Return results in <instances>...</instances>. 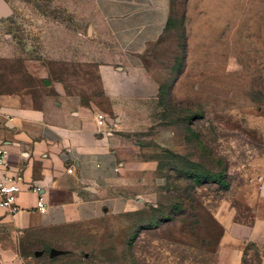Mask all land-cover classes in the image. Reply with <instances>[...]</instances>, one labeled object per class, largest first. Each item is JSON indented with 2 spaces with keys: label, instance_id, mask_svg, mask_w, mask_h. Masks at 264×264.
Segmentation results:
<instances>
[{
  "label": "rangeland",
  "instance_id": "374dc122",
  "mask_svg": "<svg viewBox=\"0 0 264 264\" xmlns=\"http://www.w3.org/2000/svg\"><path fill=\"white\" fill-rule=\"evenodd\" d=\"M170 2L143 55L158 98L142 108L144 129L119 133L118 174L98 215L18 236L0 264H217L224 206L251 220L243 198L259 182L264 150V0ZM3 13L0 37L29 45L31 57L54 13H87L90 29L97 12L93 0H10ZM176 78L178 100L169 96ZM52 246L65 252L51 258ZM242 264H262L256 243Z\"/></svg>",
  "mask_w": 264,
  "mask_h": 264
},
{
  "label": "crops",
  "instance_id": "0c3cea01",
  "mask_svg": "<svg viewBox=\"0 0 264 264\" xmlns=\"http://www.w3.org/2000/svg\"><path fill=\"white\" fill-rule=\"evenodd\" d=\"M3 1L9 7L10 0ZM170 1L93 0L97 13L90 15V29L82 21L87 13H54L40 28L31 57L24 55L29 45L8 40L6 33L0 37V148L6 151L0 180L10 176L19 188L10 208L0 206V253L7 242L13 249L18 236L98 215L118 174L119 133L144 129L150 118L142 108L158 98L143 55L163 33ZM2 17L0 31L6 30ZM17 73L20 79L9 85ZM180 81L170 91L176 100ZM142 87L151 92H139ZM98 113L105 116L101 125ZM258 160L259 182L243 198L251 220H239L231 206L220 213L217 264H242L249 242L259 246L264 264V150ZM39 197L45 213L35 207Z\"/></svg>",
  "mask_w": 264,
  "mask_h": 264
},
{
  "label": "built area",
  "instance_id": "2783aa9c",
  "mask_svg": "<svg viewBox=\"0 0 264 264\" xmlns=\"http://www.w3.org/2000/svg\"><path fill=\"white\" fill-rule=\"evenodd\" d=\"M105 120V116L102 113L97 114V124L101 125ZM5 150L0 148V165L5 164L3 157L5 155ZM63 157L65 160H71V156L68 151H64ZM73 170L72 166L67 167V171L71 173ZM17 191H19L18 186L16 185L15 179L10 176H4L2 180H0V206L4 208H10L12 204L15 202ZM32 191L37 192L38 188H32ZM36 209L41 213L46 212V206L41 197L38 198L36 205Z\"/></svg>",
  "mask_w": 264,
  "mask_h": 264
},
{
  "label": "water",
  "instance_id": "95a60500",
  "mask_svg": "<svg viewBox=\"0 0 264 264\" xmlns=\"http://www.w3.org/2000/svg\"><path fill=\"white\" fill-rule=\"evenodd\" d=\"M8 9L6 3L3 1V0H0V15H5L6 13H3V12H6ZM65 251L64 250H61V249H57V248H50L49 250V257H55V256H58V255H61L63 254ZM35 255H40V252L39 251H36L35 252Z\"/></svg>",
  "mask_w": 264,
  "mask_h": 264
},
{
  "label": "trees",
  "instance_id": "16d2710c",
  "mask_svg": "<svg viewBox=\"0 0 264 264\" xmlns=\"http://www.w3.org/2000/svg\"><path fill=\"white\" fill-rule=\"evenodd\" d=\"M167 21H168V20H167ZM169 96H171L170 93H169Z\"/></svg>",
  "mask_w": 264,
  "mask_h": 264
}]
</instances>
